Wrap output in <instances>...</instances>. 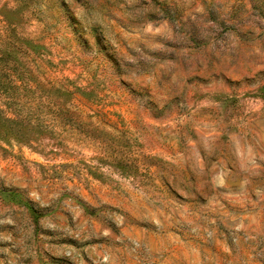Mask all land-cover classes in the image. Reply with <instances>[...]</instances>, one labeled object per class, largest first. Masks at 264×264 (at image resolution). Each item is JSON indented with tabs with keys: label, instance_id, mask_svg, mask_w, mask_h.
I'll return each mask as SVG.
<instances>
[{
	"label": "rangeland",
	"instance_id": "rangeland-1",
	"mask_svg": "<svg viewBox=\"0 0 264 264\" xmlns=\"http://www.w3.org/2000/svg\"><path fill=\"white\" fill-rule=\"evenodd\" d=\"M15 45L0 264H264V0H0Z\"/></svg>",
	"mask_w": 264,
	"mask_h": 264
},
{
	"label": "trees",
	"instance_id": "trees-1",
	"mask_svg": "<svg viewBox=\"0 0 264 264\" xmlns=\"http://www.w3.org/2000/svg\"><path fill=\"white\" fill-rule=\"evenodd\" d=\"M3 18H6V21L9 23V20L7 19V12H1ZM10 25H8L9 27H12V23H9ZM31 45V44H30ZM8 51L10 53L9 56L7 57H12L13 60H11V64L6 63V59L4 58L3 55H0V100L3 101V97L4 94H8L7 97H4V107L5 108H10L8 110H12L10 106H12V104L16 101L15 99V95H12V90L17 91V89L19 87H17L18 83L21 84L22 86H24L26 89L32 86L31 84H34L36 87H34L33 89L37 88V84L30 82L27 84V81H25L24 78L21 77L20 73H19V67H18V61L19 58H17V55L20 54V52H18L16 45L12 46L8 49ZM22 53V52H21ZM7 55V53H6ZM23 76V75H22ZM21 78V80L19 81V79ZM66 95H69L68 93H66ZM7 98V99H6ZM56 109L59 112V107L60 104H57V102H55ZM64 106H62L63 108ZM57 112V111H56ZM57 112V113H58ZM62 113L65 112V115L68 114L69 111H67L66 108H63ZM16 117L14 119H10L8 117H6L3 113V111L0 109V139L1 141H5L8 142L10 140V138H13L14 140H16L17 142L20 143H28L30 140V135L33 132H36V129L33 127V125L31 124V120L30 119H23L22 116L20 115V113L16 110Z\"/></svg>",
	"mask_w": 264,
	"mask_h": 264
}]
</instances>
